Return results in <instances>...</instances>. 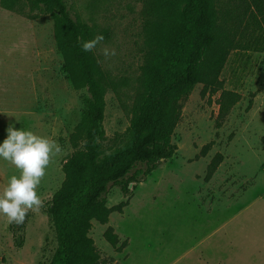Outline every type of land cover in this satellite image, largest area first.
I'll use <instances>...</instances> for the list:
<instances>
[{
  "label": "rangeland",
  "instance_id": "rangeland-1",
  "mask_svg": "<svg viewBox=\"0 0 264 264\" xmlns=\"http://www.w3.org/2000/svg\"><path fill=\"white\" fill-rule=\"evenodd\" d=\"M70 16L102 34L92 49L102 71L117 83L108 89L103 126L107 152L129 139L131 108L139 93L148 46L145 0H66ZM235 48L215 89L194 86L182 101L173 158L159 162L125 196L112 186L107 224L92 222L97 264H264V23L246 0H219ZM22 12L0 5V141L5 128L31 130L58 143L37 192L42 206L29 210L24 230L0 216L2 264H50L57 248L48 205L64 180L73 152L71 134L87 105L86 89L72 88L62 70L53 16L29 0ZM104 49L115 55L105 56ZM18 122H17V121ZM220 156L207 177L211 161ZM19 171L0 160V190ZM122 202H127L121 210ZM112 227L117 250L104 238ZM21 235L18 247L15 238Z\"/></svg>",
  "mask_w": 264,
  "mask_h": 264
},
{
  "label": "trees",
  "instance_id": "trees-1",
  "mask_svg": "<svg viewBox=\"0 0 264 264\" xmlns=\"http://www.w3.org/2000/svg\"><path fill=\"white\" fill-rule=\"evenodd\" d=\"M21 1L0 0V5L22 12ZM29 1L52 14L62 70L73 89L88 93L82 118L70 137L73 152L62 166L64 180L47 208L57 238L50 264H97L100 255L89 233L93 221L102 225L109 221V188L118 186L127 197L159 162L173 158L182 101L197 84L218 87L236 40L226 27L219 0H145L148 49L141 66L140 90L131 108L130 139L125 146L107 152L103 126L106 94L117 83L102 71L93 51L84 52L80 47L95 36V30L70 16L66 0ZM246 1L258 10L264 23V0ZM220 158L211 161L206 178L216 171ZM126 204L122 202L117 209ZM28 216L21 224H10L14 237V229L23 231ZM104 238L117 250L124 246L117 247L119 238L112 227L106 229ZM15 244L22 246L21 235Z\"/></svg>",
  "mask_w": 264,
  "mask_h": 264
},
{
  "label": "clouds",
  "instance_id": "clouds-1",
  "mask_svg": "<svg viewBox=\"0 0 264 264\" xmlns=\"http://www.w3.org/2000/svg\"><path fill=\"white\" fill-rule=\"evenodd\" d=\"M103 40L104 36L97 34L91 40L83 41L80 47L84 52H90ZM104 54L115 55V51L104 49ZM5 132V138L0 141V160L15 166L19 174L11 175L0 190V216L6 217L9 223L21 224L29 210L36 211L42 206L38 186L52 157L61 153L62 148L48 137L16 128L15 122H10Z\"/></svg>",
  "mask_w": 264,
  "mask_h": 264
}]
</instances>
